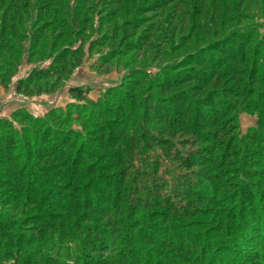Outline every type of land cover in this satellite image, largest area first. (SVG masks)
<instances>
[{
	"label": "rangeland",
	"instance_id": "rangeland-1",
	"mask_svg": "<svg viewBox=\"0 0 264 264\" xmlns=\"http://www.w3.org/2000/svg\"><path fill=\"white\" fill-rule=\"evenodd\" d=\"M79 50L72 60H81L77 68L67 60L59 75L31 84L26 90L32 94L19 89L35 69L52 68L55 57ZM72 88L87 90L86 97L73 96ZM174 100L190 101L197 118L213 115L217 125L204 131L193 114L182 119ZM49 111L67 118L51 127L60 126V133L71 134L76 145L84 142L96 156L105 152L98 129L111 127L110 140L124 141L115 147L124 165L88 161L72 175L78 162L71 161L61 179L56 169L46 177L40 168L50 160L27 157L29 145L41 148L35 140L48 130L30 118ZM1 120L13 123L12 138L19 133L14 142L20 150L14 152L24 159L19 194L26 197L21 202L16 189L0 183V219L12 223L6 230L0 226V264H237L233 252L253 247L249 241L262 233L237 225L232 214L253 206L249 191L264 205V164L256 161L264 145V0H0ZM0 136L9 135L0 129ZM211 152L219 165L211 176L221 179L213 207L200 197L188 201L187 190H178L181 174L208 166L205 154ZM239 156L246 198L235 199L231 190L238 184L230 168ZM202 158L203 165L192 161ZM106 180L115 186L101 184ZM66 183L75 186L72 195ZM110 196L116 201L108 203ZM164 197H171L168 205ZM89 199L96 212L85 205ZM122 201L124 208L118 207ZM73 202L81 208L70 207ZM219 210L224 220L216 217ZM85 213L91 222L81 220ZM52 217L54 224L47 222ZM163 219L177 246L141 238ZM101 240L113 256L95 250Z\"/></svg>",
	"mask_w": 264,
	"mask_h": 264
},
{
	"label": "trees",
	"instance_id": "trees-1",
	"mask_svg": "<svg viewBox=\"0 0 264 264\" xmlns=\"http://www.w3.org/2000/svg\"><path fill=\"white\" fill-rule=\"evenodd\" d=\"M80 52H81L80 50L72 52V54H70L69 56H66V57H68V59L66 57H64L62 59L61 58L59 59V56H57L58 58L55 57L56 61H55V64L52 68L41 69V70L35 69L30 74V76L28 78H26L20 82V84H19L20 88L19 89L21 90L24 87L25 92L32 94V92L26 90V89H29V86H31V84L36 85L37 82H39V80H43L45 78L52 77L55 74L59 75L60 72H58V71L60 69H62L64 65L67 64V60H68V63L71 64V67L73 69L77 68L80 65L79 63L81 60L76 61V63L73 62L72 60L79 59V56L81 55ZM71 94L73 96L79 97L81 99V98L86 97L87 90H84L83 88H72ZM171 103H172V106L174 107L173 110H177L182 115V119H186L188 114H193L197 118V114H196L194 108L191 106L190 101L186 102L185 100H179V101L174 100V101H171ZM56 113L57 112H55V111H49L47 114H45V116L43 118L42 117L41 118H33V117L30 118V120L33 122V124L36 123L38 125H44L48 129L46 131V133L44 132V134H42L40 138L35 140L36 141L35 145L38 143V141H40L41 148L38 147V145H36L35 147L29 145V151L31 153V157H27V160H30L31 158L32 159H34V158H36V159H43L44 158L45 159L46 158V159L50 160V162H48L46 166H43V165L41 166L42 168H40V170L41 169L42 170L40 172L42 174H44L46 177H49L50 175H52L50 172L51 169H56L55 173H58L57 177H58V179H61V175H63V171H65V169H64L65 165L64 164L71 162V161H77L78 162L76 164L77 166L74 167V169L71 171V172L74 171L72 173V175L76 174L78 171H81L83 169V166H82L83 163H88V161H92V162H90V164L91 163L93 164L96 160L104 161L105 159H107V160H111V161H117V163H119V166L124 165V164L120 163L121 159H124V156H122L123 153L117 154L115 152L116 145L118 144L120 147V145H121L120 143H122L124 141H123L122 137H120V136H118L115 139V141L110 140L111 138H113V135L111 133L113 131L110 130L111 127L107 128V129L105 127L104 128L100 127L98 129V133H99L98 135H99V140H100L98 145L102 146L104 148L105 152L96 156L94 153H92L89 150V148L85 145L84 142H80L81 144L76 145L77 141L75 139H73V136L71 134L66 135V134L60 133L62 131V130H60V126L56 129L53 128L54 126L51 127V123H53V125H54L56 123V121H60V120H62V123H63V120L67 119L62 114L55 116ZM52 117H54V118L51 119ZM57 117H59V118H57ZM28 119H29V116H28ZM58 119H60V120H58ZM213 119H214L213 115L211 118L209 115L199 114V116L195 120L194 124L196 125V127L200 128L201 130L203 129L205 131V130L210 129V127H212V125H217L216 123H218V121L216 119H214L215 122L213 123V121H214ZM98 122H96V123H98ZM62 123L60 122V124H62ZM63 124L65 125L67 123L64 122ZM0 129L2 131H6V133L9 135L7 137L0 136V183H2L3 185H6L7 187L10 186V187H13L14 189H16L15 192L17 193V195H20V196H18L19 200L21 202H23L25 200L26 196H22V194H19L20 193L19 191L21 190V187L19 186V180H21L23 178H19V176L21 174V172H20L21 168L20 169L18 168V164L21 166V162H23L24 159L21 156H19L18 152L17 153L14 152V149L20 150V145L14 142L19 137V133L14 135L13 136L14 138H12L10 136L11 133H14L15 129H14L13 123L9 122L8 120H1L0 121ZM118 133H121V132H118ZM135 139H138V137L137 136L133 137L132 141H135ZM232 139H233V141L236 140L235 137H233ZM25 142H29V141H25ZM45 146H48L49 150L47 148H45ZM259 146L261 148H259V150L258 149L256 150V151H258V152H256V154L258 153L256 157H259V158H257L256 161L258 164L261 165V164H264V149H262V148H264V145L260 144ZM73 149L76 151L75 153H71V154L67 153L68 150H73ZM260 149H262V151ZM248 151L254 152L253 149L248 150ZM205 156L208 158V163H209L208 166L200 167L199 170L190 169V170L184 171V173L181 174V179L178 180V183H179L178 190L179 191L187 190V192H183V194L188 195V197L185 198V199H188V201H196V200H199V197H200V198L204 199L202 201H206L210 207H213V206H215V204L217 205L219 203L218 199L217 200L215 199L216 193H217V190H215V188L217 187L218 183L221 182V179L218 178L217 175H215V177L214 176L212 177L211 173H213L214 170L218 169L219 165H218L217 158H215L213 156L212 152H211V154H207V155L205 154ZM202 157H204V156L202 155ZM229 157H231V155H229ZM19 159H21V160H19ZM174 160L180 162L181 158L178 157ZM204 160H205V158H202L201 162H198L194 159L192 161L195 164L201 163L203 165ZM231 163H232L231 167H233V168H230V169H234L232 171H233L234 177L236 179V182H234V183L238 184L237 188L234 190H231V191L232 192L236 191L235 192L236 193L235 199H239L242 196L244 197V195L242 194V190H243V187L245 186V182L247 181V178L243 174L244 169H245L244 168L245 165L243 164V159H241L240 156L237 157V161L233 160V161H231ZM96 169L97 168L95 167L91 171L95 172ZM59 171H60V173H59ZM180 172L178 174H180ZM81 175L83 178H86V176H84V175H86L85 172H82ZM34 179L40 180L36 177L35 174L33 175V180ZM111 183H112L111 180H106V181H103L101 184H103L107 187L115 186L114 184H111ZM208 183H210V184H208ZM66 185H67L66 189H68L66 191V193L67 194L69 193L70 195H72V192L75 190V186L73 184H67V183H66ZM257 188H255L254 191ZM31 189H33V187H31ZM90 189H92V187H90ZM258 190L260 192L262 191L261 188H259ZM54 195H55L54 192H50V194L48 195V198H53ZM248 195H249L250 200L253 203V206H251V203H250V206H249L247 212L243 211L241 216H239V215L234 216V214H232V216L234 217L233 219H234V221L237 222V225H241V226L246 225L247 227L253 226V228H256L257 231L262 230V233L258 235V237H259L258 241H256V242L249 241V242L253 243L252 244L253 247L247 246L243 249L239 248L238 251L233 252V254H234V256H236V259H238L237 264H264V205H263V207L258 205V203L253 200V193H251L250 191L248 192ZM259 195H261V194H259ZM124 197H126L125 198V201H126L128 196L125 195ZM167 197L162 198L163 199V205L169 204V200L171 197L170 198H167ZM244 198H246V197H244ZM66 199H68V198H66ZM130 199H131V196H130ZM183 200H184V198H183ZM55 201H56L55 198H53L51 200V202H53V204L56 203ZM103 201H105V199H103ZM106 201L108 203H112L113 201H116V200H112V196H110V198H107ZM61 202L63 203V201H61ZM261 202L264 203V200H261ZM95 204L96 203L93 202L92 199H89V200H87V203L85 205H87V207L90 208V211L92 213V212L97 211L95 209ZM76 205H77V202H73V204H71L70 207H75L76 210L81 208L80 203L77 206ZM85 205H83V206H85ZM54 206H57V204H54ZM118 207L124 208L125 203L122 201L121 204L118 205ZM141 208H144V207L141 206ZM63 209H65V208H59V210H63ZM218 209H220V208H217V210ZM136 210L139 211L140 208L138 207ZM65 211H67V210H65ZM219 211L221 212V214L219 216H216V217H219V221H221V219L224 220L226 218V216H224V214L222 213L221 210H219ZM169 212L172 213L173 210L170 209ZM251 213H252L253 221L249 222L247 220V217L250 216ZM228 218H229V220H231V215L228 216ZM53 220H56V219H54V217H52V219H50L47 222L50 224H54L55 222ZM81 220L84 222H91V220H92L91 214L85 213L83 218H81ZM164 220L165 219L162 220V223H154V224L151 223L150 226L148 227L149 229L144 230L142 232L143 237H141V238L142 239L145 238L151 244L164 243L168 247H171V248L174 246H177L179 244V241L171 239L173 237V233L172 232L169 233L168 229H167V231H165L163 229L162 225H164V223H163ZM238 220H240V221H238ZM41 221L44 223V220H41ZM121 221L123 223V220H121ZM11 224L12 223L9 220H6L4 218L0 219V226H2V228L4 230L8 229ZM230 224L232 225V222H230ZM228 228H230V226H228ZM152 233L156 234L158 237H153L152 235H154V234H152ZM252 236H253V233H252ZM21 241L24 242V239H21ZM95 250L103 251V252L106 251V252H111V253L114 252V250L111 248L110 244L106 243L103 240H101V248H95ZM180 250H181V253L183 252L184 254L187 255V253L184 251V248H181ZM112 256H113V253H112ZM122 257H123L122 255L118 256L119 261L125 260V258L122 259ZM101 260H106V259L103 256L101 258ZM143 262L144 261H142L141 263H143Z\"/></svg>",
	"mask_w": 264,
	"mask_h": 264
}]
</instances>
